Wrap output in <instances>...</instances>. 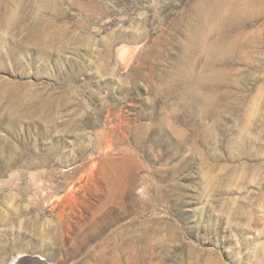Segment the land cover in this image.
Wrapping results in <instances>:
<instances>
[{"label": "rangeland", "instance_id": "rangeland-1", "mask_svg": "<svg viewBox=\"0 0 264 264\" xmlns=\"http://www.w3.org/2000/svg\"><path fill=\"white\" fill-rule=\"evenodd\" d=\"M0 264H264V0H0Z\"/></svg>", "mask_w": 264, "mask_h": 264}]
</instances>
